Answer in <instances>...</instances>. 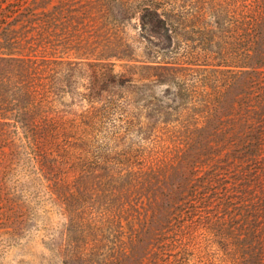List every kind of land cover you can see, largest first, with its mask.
<instances>
[{
    "label": "trees",
    "instance_id": "obj_1",
    "mask_svg": "<svg viewBox=\"0 0 264 264\" xmlns=\"http://www.w3.org/2000/svg\"><path fill=\"white\" fill-rule=\"evenodd\" d=\"M44 195L63 264H264V0H0L9 239Z\"/></svg>",
    "mask_w": 264,
    "mask_h": 264
},
{
    "label": "rangeland",
    "instance_id": "obj_2",
    "mask_svg": "<svg viewBox=\"0 0 264 264\" xmlns=\"http://www.w3.org/2000/svg\"><path fill=\"white\" fill-rule=\"evenodd\" d=\"M129 32H137V19H133ZM120 67L117 66L116 70ZM162 88H157L159 94ZM162 94V93H160ZM33 206V217L28 209L29 220L25 230L17 237L8 238L7 232L9 221L3 218L2 208L0 209V264H63L59 253L61 232V217L57 207L51 203L48 195L43 200L31 198ZM264 231V211L258 217V228ZM264 242V236L261 238ZM231 264V263H227Z\"/></svg>",
    "mask_w": 264,
    "mask_h": 264
}]
</instances>
